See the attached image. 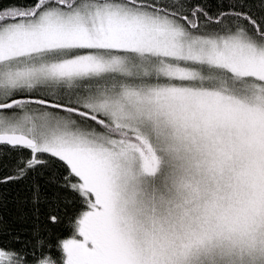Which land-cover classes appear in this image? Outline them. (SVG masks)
Instances as JSON below:
<instances>
[{"label":"snow or ice","instance_id":"1","mask_svg":"<svg viewBox=\"0 0 264 264\" xmlns=\"http://www.w3.org/2000/svg\"><path fill=\"white\" fill-rule=\"evenodd\" d=\"M0 264H264V0H0Z\"/></svg>","mask_w":264,"mask_h":264},{"label":"trees","instance_id":"2","mask_svg":"<svg viewBox=\"0 0 264 264\" xmlns=\"http://www.w3.org/2000/svg\"><path fill=\"white\" fill-rule=\"evenodd\" d=\"M5 2H6V0H5Z\"/></svg>","mask_w":264,"mask_h":264}]
</instances>
